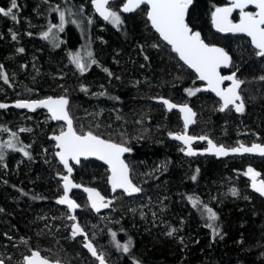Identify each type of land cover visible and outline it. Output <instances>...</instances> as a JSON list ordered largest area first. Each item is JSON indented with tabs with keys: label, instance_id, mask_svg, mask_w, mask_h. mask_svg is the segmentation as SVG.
I'll list each match as a JSON object with an SVG mask.
<instances>
[{
	"label": "trees",
	"instance_id": "16d2710c",
	"mask_svg": "<svg viewBox=\"0 0 264 264\" xmlns=\"http://www.w3.org/2000/svg\"><path fill=\"white\" fill-rule=\"evenodd\" d=\"M80 1L16 0L17 8L13 10L16 19L0 15V72L8 68L11 70L13 62L22 67V57H30L31 61L24 65L23 73L18 76L23 83H20V87H13L14 91L11 92L17 98H35L44 94L55 96L54 91L46 88L49 79L54 77V81H61L67 88L68 108L72 115L79 119L83 113H89L82 117L84 126L78 127L76 118L74 129L91 132L107 141L116 143L119 140L115 133L126 131L127 126L125 129L119 127L124 120L134 124L133 116L141 117L142 124L133 126V135L136 133L138 136L129 143L130 151L125 161L130 170L145 172L156 169L158 164L160 170L153 174L159 180L154 179L145 185L143 192L141 190L135 199H139L142 193L152 194L153 197L168 194L172 199L169 202L171 208L170 212L161 214L166 227L147 231L140 223L132 221L134 218L123 217L126 205L133 198L126 199L120 195L115 213L121 217V223L105 226L103 233L106 238L92 242L104 252L107 258L105 264H264V201L261 198L246 191L248 201L241 207L233 204L232 200H227L220 207H209L216 214L215 220H210L207 210L203 209L206 185L210 186L212 181L226 174L236 176L239 183L245 184L244 173L249 168L264 176V158L243 156L216 160L213 157H197L187 159L190 167L186 171L181 165L185 156L168 138L180 127L178 114L166 113L159 104L152 105L151 102L157 98L174 103L187 101L196 113L192 134L214 136L216 143L228 147L236 138L234 121L237 115L229 110L223 113L216 111L213 106L218 101L211 94L197 91L201 83L147 24L146 6L126 16L119 13V24L111 20L103 24L96 15L88 21L89 6H83ZM122 2L117 0L108 7L117 9ZM224 3V0H193L186 22L201 34L207 44L218 45L231 56L232 61L225 72H234L242 82L240 92L247 102L242 120L249 130L255 132L258 141L264 143V79H261L264 77V57H258L245 38L219 36L213 31L211 13ZM7 6H11V0H0V7L7 9ZM55 6L76 12L78 29L81 28L83 32L79 38L75 30L76 19H70L61 33L63 43L60 49L46 53L34 34L39 31L43 19L49 16L48 9ZM38 14H44V18ZM26 24L36 28L29 32ZM11 25L16 27L13 32ZM24 32H28V37L24 36ZM83 40L91 52L90 69L78 78L64 71L55 72L53 62H64L63 52L73 51ZM12 48H15L18 57H10ZM28 70L34 71L38 77H24ZM41 71L46 77L41 75ZM48 72L54 73V76H48ZM144 81L150 84H144ZM81 88L88 89L87 96L80 94L83 91ZM98 88V93L90 96ZM188 90H192L194 95L189 96ZM106 110L114 112L115 116L111 113L109 118L104 119L102 113ZM14 112L10 106L0 108L3 127H12L14 121L10 118ZM98 118L101 121H96ZM98 123L99 129L96 128ZM224 123L226 133L221 135L220 129ZM29 124L26 130L35 143L43 146L51 144L48 131L51 123L46 128L35 122ZM22 133L19 139H22ZM28 150L32 156L37 154L36 144H31ZM13 154L12 151H5L0 161V256L5 258L4 264H11L6 254L17 257L15 262L21 264V256L34 249L48 251L50 259L65 264H87L92 261L89 251L87 253L80 248L78 239H62L55 248L51 247L40 218H47L53 207L63 210L56 201L61 194V189L57 187L59 179L56 177L54 181L52 173L43 164L34 161H31L28 169L19 165L12 171ZM72 177L80 185L97 188L99 182L107 180V173L103 166L88 161L73 167ZM179 192L181 196L194 193V203L190 204L185 198L182 205L177 203L176 194ZM181 220L183 223H179ZM82 228L86 234L89 233L87 235L92 234L85 226ZM169 232H172L171 236ZM20 239L26 241L20 243ZM11 240L17 241L15 247ZM111 241L112 245H105ZM124 245H128L127 252L123 250Z\"/></svg>",
	"mask_w": 264,
	"mask_h": 264
},
{
	"label": "rangeland",
	"instance_id": "374dc122",
	"mask_svg": "<svg viewBox=\"0 0 264 264\" xmlns=\"http://www.w3.org/2000/svg\"><path fill=\"white\" fill-rule=\"evenodd\" d=\"M80 3L84 6L87 5L89 7H87L88 10V14H87V19L89 21V18H91L94 15V12L91 8V0H81ZM58 7V8H57ZM55 6L52 7L50 9H48L47 12V19H43V23L39 26V31L35 32L34 37L37 39V42L40 43V46L43 45V48L45 49L46 53H50V52H54L58 49H60V46L63 43V39L61 38V33L62 31L66 28L67 23L74 20L77 27H75L76 29V33L79 35V38L81 36V33L83 32L80 29H78V22H77V14L76 12L64 8L61 9L59 6ZM8 8V6H7ZM85 8V7H84ZM121 4L120 6H118V8L116 9L113 6H110L109 9L111 11H115L117 13V15H119V13H121ZM215 8V7H214ZM60 12L64 13V24H63V29H60ZM35 13V12H34ZM122 15V13H121ZM39 17L44 18V14H38ZM6 17V16H4ZM46 17V16H45ZM8 19H11V16H7ZM145 18H146V11H145ZM12 20V19H11ZM101 21V20H100ZM147 21V20H146ZM102 22V21H101ZM109 22H102L103 24ZM147 24L149 25L148 21ZM27 25V24H26ZM26 30H29V32H31V29L36 28L35 27H31L29 24L27 26H25ZM51 28V31H49V29ZM11 32L15 31L16 27L11 25ZM45 32H48V36L47 38L43 37V34ZM25 33V37L28 34V32H24ZM40 35V36H39ZM35 39V40H36ZM85 40V39H84ZM83 40V42L81 43L80 46H75L73 48V51H69V52H63V56H65V60L64 62L61 60H57L56 62H53V66H54V70L55 72L57 71V73H63L66 72L67 75L70 76H75L76 78L81 77V75H84L91 67V62L90 61V57L89 53L90 52V48L87 46L86 42ZM12 54H10V57H18V53L14 52L15 48H12ZM41 52V51H40ZM43 52V51H42ZM76 54H79V58L82 64L85 65V70L83 72H81L78 67L76 66L75 63H73L72 61V57ZM22 57V56H21ZM23 60V64L22 67L20 66V64L18 65L15 62H10L12 63L11 65V70L8 68L5 71H3V75L7 76L8 82L5 83L3 76H0V104H5L7 106H10L15 112L11 115V118L14 123L12 124L11 128H7V127H3L2 123L0 122V154H2L4 156L5 151H12L15 154L12 155L13 157V162H14V166H13V170L15 171L17 169V167L19 165H22L23 167H25L26 169L30 168L29 166L32 165L31 161L34 162H39L40 164H43L45 166L46 169H48L51 173H52V177L53 180L56 181V177L59 179L57 187H59L61 189V194L60 196H58L57 200L61 198V195L63 194L62 192V188H61V182L62 179L61 177H63L64 172L62 170V168L60 167V165L58 164V162L55 159V153H56V149L54 147V143L52 141L50 145L48 146H43L40 144L35 143V140L33 139L32 135L29 133L28 130V126H30V122H35L37 124L40 125H44V128H46V125L48 123H51V119L49 118V116L46 114L45 111L43 110H29L27 108H18L15 107V105L18 102H34L36 100H40L46 97H49L48 95L44 94L41 96H37L35 98H31L29 96L23 97V98H17L16 94L11 92L14 91L12 88L13 87H20V83H23V80L18 78V76H20L23 71H24V65L27 64L28 62H30V57L27 56H23L22 57ZM41 75H44L46 77V74L44 73V71L40 72ZM54 73H50L48 72V76L53 77ZM38 77L37 74H35L34 71L28 70V72H25L24 77ZM54 78V77H53ZM53 78L49 79L48 82V86H46L47 89H51L52 91H54L53 93H56L57 95L55 96H51V97H63L65 99H67V92H66V87L63 86L64 83H60L59 81H54ZM139 83H142V81H140ZM144 84H150V83H146L145 81L143 82ZM83 86V85H82ZM134 86H137V84L134 83ZM200 87V86H199ZM199 87L197 89H199ZM81 93L85 96H87V88H81ZM98 89L94 90L92 92L91 95H96L98 93ZM242 94V93H241ZM89 95V94H88ZM160 98H157L156 101L154 102V100L151 102L152 105L155 104H159L160 107H162L163 111L165 112L163 106L159 103ZM242 102L244 105V110L242 112H240L239 114H237L235 111H233L232 109H229V111L234 112L237 117H236V121H234L235 123V140L234 143L230 144V146H226L224 144L221 143H216L215 141V137L214 136H209L208 137L215 142V144L217 146H222V147H226V148H234V147H238L241 144L246 145V146H250L252 144H264L262 142H259L258 140V136L255 135V132L253 133L251 130L248 129V125L245 124L242 120V117L245 115V109H246V100L244 99V96L242 94ZM182 104H187V101H184ZM214 109L218 112L220 111L221 108V104L218 102L216 105L213 106ZM68 111L70 112V108H68ZM35 113V114H33ZM111 111L106 110L105 113L103 114L104 119L109 118L111 115ZM223 113V112H221ZM89 114V113H88ZM86 113H83V116H78L76 117V115H72V113L70 112L71 118L73 119V122H76V118H77V126L81 127L83 124V120L82 117L84 118L85 115H88ZM112 114L115 113L113 112ZM3 118V117H2ZM7 119V120H10ZM4 120L6 121V119L4 118ZM96 121H101L100 118H98V120L96 119ZM142 119L141 117H139L138 115H134L133 116V121L134 124L130 123L131 121H127L124 120V124H121V129H125L126 126V131H124V133L122 132H117L115 134H117L116 136L119 138V140L117 139L116 143L120 144L126 148H128V145L131 141H135L137 138V134L134 133L133 135V126L138 125L140 126L142 124ZM180 122V120H179ZM99 126H96L97 129H99L98 127H100V124L98 123ZM225 127V123L221 125V135H224L226 133V130L224 129ZM4 129H6L7 131H5ZM21 129H25V131H21ZM64 130V126H62L61 124H53L51 123V127L49 128V133L50 135H55V134H59ZM148 131V129H147ZM22 133L21 138L19 139V135L20 133ZM75 132L79 135H83V134H87L86 132H82L78 129L75 128ZM183 132V126L180 122V127L177 130V132H175V134L178 133H182ZM13 133L16 134L15 137H13ZM191 135H194L191 133ZM172 135H168V138L171 139ZM233 139V138H232ZM244 140H249V142H245ZM11 141L12 144L15 146V149H23V151H18V150H14L13 148H9L8 142ZM36 144V152L34 156H32L29 152V147L31 144ZM177 145V144H176ZM178 149L177 151H179L182 156L184 157L183 153H184V148L180 147L179 145H177ZM205 146L203 145L201 148H204ZM27 152L28 155L25 156L24 152ZM188 158L184 157V160H182V167L186 169H189L190 167V163L189 161H187ZM1 161V160H0ZM248 163V161H247ZM2 167V165H0ZM0 167V169H1ZM130 170V169H129ZM160 170V165L158 164L156 169L153 170H148L145 172H140L141 170L137 169V170H130V176L132 179V182L136 185H138L140 187V189L143 192V187L147 184H150L152 180L154 179H158L159 177H154V173L158 172ZM248 170V169H247ZM247 170L244 173V178L247 175ZM256 172V171H255ZM107 173V172H106ZM258 177L264 181V176H262L260 173L258 175ZM106 181H102L99 182V186L96 188L100 191V193L105 196L110 198V209L107 212L101 213L99 215H97L96 218H94L93 213L91 212V210L88 208V205L86 203L85 197L81 194H75L74 200L75 202L78 204L79 206V211L72 217H75V219H69V217L71 215H69L68 211L64 208L63 210H59L56 207H53L51 214L47 215V218H40L41 220V227L42 229H44V231L47 233V237L49 238V241L51 243V247L55 248L62 239H68L69 241H73L74 239H78L79 240V246L81 249H84V251H86L88 253V249L84 247V244L90 243L92 244V242L97 241V239H103L106 238V235L103 233L105 232V226H113V225H119L121 223V217L117 216V214L115 213V211H117V205H119V200H120V195L118 194L116 196H111L109 189L106 185ZM157 185V184H156ZM95 188V187H94ZM207 189L204 190L203 194H204V204L203 206L205 208V211L207 209H209V207H220L221 205H223L224 202H226L227 200H232L233 204L238 205L241 207V205L243 206V204H246L248 201V197H247V193L246 191L248 190V182L245 179V184H241L238 181V178L230 176V175H222L219 176L216 180L212 181L211 185L208 186L206 185ZM235 189L236 190V195H232V190ZM177 199L176 202L181 204L184 202V198L185 200H189L190 204L194 203L193 201V197H195L194 193H189V194H185L184 196H181L182 193H177L176 194ZM123 196V195H122ZM191 198V199H190ZM56 200V201H57ZM172 201L171 198H169L168 194H165L163 196H159V197H153L152 194H145L142 193V195L140 196V198L135 199L133 198L131 200V202L129 204L126 205L125 207V212L123 213V217H127L129 216L130 218H134V220L132 221H136L137 223H140V226L144 228V230H151L153 228H162V227H166V222L165 220L162 218L161 214L164 212H170V208L169 207V202ZM201 201V199H199V202ZM61 205V204H60ZM62 206V205H61ZM182 207V206H181ZM179 223H183V221H179ZM78 225L80 227V229L83 232V235L81 234H77L74 238L72 235V226L73 225ZM82 226H85L86 228L89 229V231L92 233L90 235H87L89 233L86 234V232L84 231V229L82 228ZM64 234V236L62 237V235ZM12 241V240H11ZM26 240H22L20 239V243L24 242ZM112 242H106V246H109V244L112 245ZM12 245L13 247H15L17 245V241L13 240L12 241ZM92 246L96 249L97 253H102L104 256V260L105 263L107 262V258L104 255V252H102V250L100 248L97 247V245L92 244ZM50 249V248H48ZM39 250L44 257H46L47 259L51 260V261H57V260H52L50 259V254L48 251H43L42 249H37ZM30 252H28L29 255ZM90 254V258H92V261H89V263L87 264H99V261L92 256V254L89 252ZM87 254V256L89 255ZM11 264H17L15 261V258L17 257H12L8 254H6L5 256ZM22 258L23 256H21L20 258V262L22 264ZM4 257L0 256V261L2 262V264H4ZM61 262V261H58ZM62 263V262H61ZM65 264V263H64Z\"/></svg>",
	"mask_w": 264,
	"mask_h": 264
},
{
	"label": "snow or ice",
	"instance_id": "6c2138e0",
	"mask_svg": "<svg viewBox=\"0 0 264 264\" xmlns=\"http://www.w3.org/2000/svg\"><path fill=\"white\" fill-rule=\"evenodd\" d=\"M110 0H92V4L95 11L99 13L104 20H111L114 24L120 23V16L115 11H111L107 8ZM193 0H127L123 4L122 11L130 12L141 5L148 6L147 18L151 22L152 28L159 34V36L171 46L172 52L176 53L181 61L189 68L193 69L198 76V79L207 83V89L215 92L217 96L223 101V105L220 111H224L229 105H234L237 112L244 110L243 103H236L240 101L241 97L237 91L240 87L241 82L236 80L233 76H222L218 69L223 66H228L229 56L222 49L215 46L206 44L202 39L199 32H193L189 26L185 23V14L191 5ZM231 7L220 8L217 7L212 13V23L218 32H233V33H244L251 38V43L255 49L258 50L257 55L264 57V0H230ZM254 6L258 11L255 13L246 12L245 9L249 6ZM17 8L16 0H11V6L7 9L0 8V15L11 16L12 19H16L14 15V9ZM239 10L240 20L239 23H233L229 17L234 10ZM64 24V13L60 12V29H63ZM51 31V28L49 29ZM48 32L43 34L44 38H47ZM15 39V36H13ZM18 51H23L19 49ZM91 56V53H89ZM73 63L76 64L78 69L83 72L85 65L81 63L79 54L72 57ZM95 63V61H93ZM107 71V70H105ZM0 76H3L4 82L7 83V76H4L0 72ZM264 79V77H261ZM225 80H231L232 84L226 89H222L220 85ZM199 91V89H197ZM188 95H194L192 90H188ZM168 110L176 108L177 105L171 103L167 99L160 98ZM68 101L64 98L53 99L48 98L36 102H18L15 107L27 108L34 110L35 108H47L51 113L53 120H63L67 123V131H62L60 135L54 136L53 139L56 141V148L59 151L56 152V156L59 158L61 164H63L65 170L69 175L61 177L63 180L64 195L62 198L57 200L58 204L67 205L69 210L78 207L68 197L70 188L79 187V185L73 184L69 179L72 173V168L69 167V160L76 161L79 163L81 156L87 158L94 156L96 159L103 161L109 166L112 175L109 177V182L112 185L113 191L117 188H121L128 194L139 192L140 189L135 187L129 179L128 166L121 159L122 154L130 151L128 148L116 144L107 140H104L91 132L83 135H78L72 125V120L66 111V105ZM7 105L0 104V108H5ZM179 111L184 113L185 129L192 121L194 113L187 105L179 107ZM7 131L6 129H4ZM25 131V129H21ZM16 136L15 133L12 134ZM171 135V134H170ZM173 139L182 141L186 146L190 145L194 138L186 135H175ZM199 139L204 140L205 137ZM9 148L14 150L23 151V149H15V146L11 141L7 145ZM208 151L214 153L217 156L227 155L229 151L233 153H251L259 152L260 155L264 156V147L258 144H253L251 147H245L241 144L238 148L226 150L223 147H217L211 140H208ZM191 147L188 148L186 155H194ZM24 155L28 153L25 151ZM3 159V155L0 154V160ZM247 175L252 180V187L262 196H264V181L257 184L256 177L259 173L249 168ZM195 179V177H193ZM89 194V200L91 201V207L99 210L101 207H108V203L104 202V198L99 192L94 189H85ZM232 195H236V190H232ZM191 199V198H190ZM110 203V201H109ZM210 220L216 219V214L209 208L207 209ZM69 219H75L70 216ZM211 227V225H209ZM175 231V230H173ZM215 233V229H214ZM83 235L82 230L78 225L72 226L73 238L77 235ZM169 236L172 232L168 233ZM113 237L115 234L113 233ZM130 243V242H129ZM84 247L94 256L99 264H105L104 256L102 253H97L96 249L90 243H85ZM117 247H120L117 245ZM124 252L128 251V245L123 246ZM2 264V262H0ZM26 264H49L46 259H42L39 252H32L31 257L26 258Z\"/></svg>",
	"mask_w": 264,
	"mask_h": 264
},
{
	"label": "water",
	"instance_id": "95a60500",
	"mask_svg": "<svg viewBox=\"0 0 264 264\" xmlns=\"http://www.w3.org/2000/svg\"><path fill=\"white\" fill-rule=\"evenodd\" d=\"M115 1H116V0H110L109 4H110V3H113V2H115ZM225 1H227V2L229 3L228 7H231V2H230V0H225ZM126 2H127V0H123V4L126 3ZM192 3H193V2H192ZM109 4H108V5H109ZM123 4L121 5V9H122V7H123ZM108 5H107V8H108ZM142 6H146V7H147V11H146V20L148 21L151 30L157 35V37L159 38V40H160L162 43H164L165 45H167V46L170 48V50H171V46L168 45V44H167V43H166V42H165V41L159 36V34H158V33L152 28V26H151V22H150V21L148 20V18H147L148 6H147V5H141L140 8H141ZM191 6H192V4L189 5V8H188V10H187V12H186V14H185V23H186V24H187V22H186L187 14H188V12H189ZM0 8H2V7H0ZM91 8H92L94 14H95V15H96V16H97L102 22H106V20H104L103 17H101V16L99 15V13H97V12L95 11V8H94V6H93V4H92V1H91ZM108 9H109V8H108ZM138 9H139V8L135 9L134 11H130V12H123V11L121 10V13H122L123 15L126 16V15H129V14H132V13L136 12ZM215 10H216V9H214V11H215ZM249 10H253L254 13L258 11V10H257L254 6H252V5H249V6L245 9L246 12L249 11ZM214 11H213V12H214ZM213 12H212V13H213ZM233 12H235V13H239V10L237 9V10H234ZM233 12H232V13H233ZM229 18H230V17H229ZM234 23H239V21H238V22H234ZM187 25H188V24H187ZM211 25H212V28H213V30L215 31V33H217V34H219V35H223V36H238V37H243V38H245V39L249 42L250 47H251L253 50H256V51L258 52V50L255 49L254 46L252 45V43H251V38L248 37L246 34H244V33H233V32H218V31L216 30V28L213 26V23H212V15H211ZM188 26H189V25H188ZM189 28H190L193 32H198V31L193 30L190 26H189ZM200 35H201V34H200ZM201 39H202V36H201ZM202 40H203V39H202ZM203 41H204V40H203ZM204 42H205V41H204ZM205 43H206V42H205ZM206 44H207V43H206ZM208 45H210V44H208ZM210 46H215V47H218V48H222V47H220V46H218V45H210ZM222 49H223V48H222ZM223 50H224V49H223ZM224 51H225V50H224ZM171 52H172V50H171ZM225 52H226V51H225ZM172 53L175 55L176 59H177V60H178V61H179V62H180V63H181L186 69H188L189 71H191V72L195 75L196 79L202 84V85L200 86V88H199V91L202 92V93L211 94V95H212V96H213V97H214V98H215V99L221 104V107H222V105H223V101L220 99V97L217 96L216 93H215V92H212L211 90H205V89H207V83H206L205 81H202V80L198 79L197 73H196L193 69H191V68H189L187 65H185V64L183 63V61H181V60L179 59V57H178V55H177L176 53H174V52H172ZM226 53H227V52H226ZM227 54H228V53H227ZM228 56H229V64H228V66L225 67V66L222 65V66L218 69V71H219L220 75H222V76H233V75H234V78L236 79L234 73H230V72H229V73H223V71H227V70L229 69V66H230V63H231V57H230L229 54H228ZM260 57H261V56H260ZM236 80H237V79H236ZM238 81H240V80H238ZM240 82H241V81H240ZM231 84H232V81H231V80H225V81L220 85V87H221L222 89H226V88L230 87ZM241 86H242V82H241V84H240V87L237 89L239 95H240V89H241ZM240 97H241V95H240ZM48 98L59 99V98H63V97H51V96H49V97H46V98H43V99H40V100H45V99H48ZM64 99H65V98H64ZM163 99H165V98H163ZM40 100H36V101H40ZM66 100H67V99H66ZM167 100H168V99H167ZM36 101H34V102H36ZM168 101H170V100H168ZM170 102L173 103V104H175V105H177V107H176V108H173V109H171V110H168V108H167L163 103H161V102H159V103L163 106V108H164V110H165L166 113L175 112V113L178 114V116H179V120H180V122H181V124H182V126H183V132H182V133H178V134H174V135H172V136H171V140H173L177 145H180V146L184 147V149H185L184 155H185L187 158H196V157H198V156H201V157H213V158H215L216 160H223V159H226V158H228V157H243V156L264 158V156L260 155L258 151H257V152H251V153H244V152H241V153H233V152L229 151L227 155H220V156H217V155H215L214 153H210V152L208 151V140H211L210 138L205 137V136H201V137H205V138H206V139H204V140H201V139H199L200 137H196V136H191V135H190V130L193 128V126L195 125V121H196V113H195V111H194V110H193L188 104L174 103V102H172V101H170ZM236 103H243V102H242V99H241L240 101H236ZM185 105H187V107L190 108L191 111L194 113V115L192 116V121H193V122H191V123L188 124L187 129H185L184 113H181V112L179 111V107H182V106H185ZM40 109H42L43 111L46 112V114H47V115L49 116V118L51 119V123H53V124H61L62 126H64V130H63V131H65V132L67 131V123H66L65 121H63V120H53V119L51 118V113H49V111L47 110V108H35L34 110L36 111V110H40ZM228 109H232V110L235 111L237 114L240 113V112H237V111L235 110V106H234V105H229L227 108L224 109V111H221V112H225V111L228 110ZM66 111H67V113H68V115H69V118L72 120V125H73V129H74V122H73V119L71 118V116H70V114H69V112H68V103H67V105H66ZM74 131H75V129H74ZM60 134H61V133L50 136V141H52V142L54 143V147H55V149H56V152L59 151V149L56 148V141L53 139V137H54V136H58V135H60ZM78 135H79V134H78ZM175 135H186V136H188V137H192V138H194V139L192 140V142H191L190 145L186 146L182 141H180V140H176V139H173V136H175ZM211 141H212V140H211ZM110 142H111V141H110ZM212 142H213V144H215L214 141H212ZM113 143H114V142H113ZM200 143H204V144L206 145L205 148H202V149H195L194 146H195L196 144H200ZM116 144H117V143H116ZM215 145H216V144H215ZM252 145H253V144H252ZM252 145H250V146H246V145H244V146H245V147H251ZM258 145H261L262 147H264V144H258ZM216 146H217V145H216ZM189 147H191L192 151L195 153L194 155H186V152L188 151V148H189ZM217 147H222V146H217ZM238 147H239V146H238ZM238 147H234V148H238ZM223 148H225L226 150H231V149H233V148H226V147H223ZM126 154H127V152H125L124 154H122L121 159H122V160L124 161V163L128 166V164H127L126 161H125ZM55 159L57 160L58 164H59V165L62 167V169H63V172H64V175H63V176L69 175L68 172L65 170L63 164L60 163L59 158L56 156V153H55ZM87 161H94V162H97L98 164H100L101 166H103V167L107 170V174H108V176H107V182H106V183H107V187H108V189H109L110 195H111L112 197H113V196H116L117 194H122L126 199H131V198H135V197H137V196H139V195L141 194V189H140V187L132 182V179H131V176H130L129 166H128V175H129V179H130V181L132 182V184H133L135 187H137V188L140 189L139 192L132 193V194H128V193L124 192V190L121 189V188H117L115 191H113V189H112V185H111V183L109 182V177L112 175L111 170L109 169V166H108L107 164H105L103 161L96 159L94 156H89V157H87V158L81 156V157L79 158V163H77L76 161L69 160V167L72 168V166H78V165L80 164V162H87ZM245 178H246V180H247V182H248V190H249V192H251L252 194L258 196L259 198H261V199L264 201V196H262L259 192H257L255 189H253V187H252V180H251L250 176H249V175H246ZM69 179L72 181L73 184L79 185V187L70 188V190H69V192H68V197H69V199H71L74 203H75V201L72 199L71 195H72L74 192H79V193H81V194H83V195L85 196V199H86V202H87L88 208L91 210V212H92L94 215H99V214H101V213L107 212V211L110 209L109 198L103 196V195H102V194H101L96 188H94V187H89V186H84V185H80V184H78V183L73 182V180H72V173H71V175L69 176ZM256 181H257V184H259V182H261V181H263V180H261V179L257 176V177H256ZM63 183H64V182H63V180H62V182H61V187H62V190H63V194L61 195V198H62L63 195H64ZM88 188H90V189H94L95 191L99 192L100 195L104 198V202H105V203H108V207H101L99 210L93 209V208L91 207V201L89 200V194H88V192L85 191V189H88ZM75 204H76V203H75ZM61 205H62V204H61ZM62 207H64V208L68 211L69 215H71V216H74V215L77 213V211H78V207H76L75 209H72V210H69V208L67 207V205H62ZM32 252H39V251L36 250V249L30 251L29 255H25V256L22 258V264H26V258L31 257ZM39 254H40L41 258H42V259H46V260L49 262V264H64V263H61V262H58V261H51V260L47 259L46 257H44L40 252H39ZM0 262H1V261H0Z\"/></svg>",
	"mask_w": 264,
	"mask_h": 264
},
{
	"label": "flooded vegetation",
	"instance_id": "af4514ba",
	"mask_svg": "<svg viewBox=\"0 0 264 264\" xmlns=\"http://www.w3.org/2000/svg\"><path fill=\"white\" fill-rule=\"evenodd\" d=\"M92 1V0H91ZM117 1V0H116ZM123 1V0H122ZM224 4L222 5V6H218V7H220V8H224V7H228V5H229V3L227 2V1H225L224 0ZM122 4H123V2H122ZM121 4V5H122ZM247 12H252V13H254V11L253 10H249V11H247ZM95 15V14H94ZM211 15H212V13H211ZM229 19H231L232 20V22L234 23V22H238L239 20H240V13H235V12H233L232 14H231V16H230V18ZM212 26V25H211ZM213 29V28H212ZM214 31V30H213ZM215 32V31H214ZM217 34V33H216ZM217 35H219V34H217ZM219 36H223V35H219ZM232 37H238V36H232ZM250 46V45H249ZM252 49V48H251ZM253 50V49H252ZM256 53H257V51L256 50H254ZM258 57H260L259 55H257ZM231 57V56H230ZM262 58V57H261ZM231 61H232V59H231ZM223 73H229V72H225V71H223ZM230 73H234V72H230ZM235 74V73H234ZM235 77H236V75H235ZM237 79V78H236ZM238 80V79H237ZM202 85V84H201ZM200 85V86H201ZM200 88V87H199ZM240 91H241V89H240ZM240 95H241V99H242V94H241V92H240ZM229 110V109H228ZM195 123H196V121H195ZM195 126V125H194ZM194 126H193V128H194ZM192 128V129H193ZM192 129L190 130V135H191V133H192ZM175 134V133H174ZM173 134V135H174ZM191 136H196V135H191ZM201 136H205V135H198V136H196V137H201ZM205 137H208V136H205ZM209 138V137H208ZM174 142V141H173ZM175 143V142H174ZM215 143V142H214ZM176 144V143H175ZM206 146L204 143H200V144H196L195 146H194V148L195 149H202L201 147L202 146ZM180 146V145H179ZM180 147H182V146H180ZM184 148V147H183ZM205 148V147H204ZM184 152H185V149H184ZM183 155H184V153H183ZM185 156V155H184ZM186 157V156H185ZM198 157H201V156H198ZM187 158V157H186ZM197 158V157H196ZM188 159H193V158H188ZM57 161V160H56ZM88 162V161H87ZM94 162V161H93ZM81 163V162H80ZM97 163V162H96ZM80 165V164H79ZM78 165V166H79ZM100 165V164H99ZM78 166H72V173H73V167H78ZM61 167V166H60ZM62 168V167H61ZM63 170V169H62ZM106 172H107V170H106ZM107 176H108V174H107ZM72 180H73V177H72ZM73 182H74V180H73ZM76 183V182H75ZM79 184V183H78ZM106 185H107V183H106ZM84 186H86V185H84ZM89 187H91V186H89ZM62 188V187H61ZM98 190V189H97ZM99 191V190H98ZM62 192H63V190H62ZM100 192V191H99ZM75 194H81V193H79V192H74L72 195H71V197H72V199L74 200V195ZM81 195H83V194H81ZM118 195V194H117ZM122 195V194H121ZM84 196V195H83ZM85 197V196H84ZM124 197V196H123ZM108 198V197H107ZM86 200V199H85ZM75 201V200H74ZM109 201H110V198H109ZM76 203V202H75ZM87 203V202H86ZM77 204V203H76ZM78 205V204H77ZM109 205H110V203H109ZM78 211H79V206H78ZM77 211V212H78ZM94 215V214H93ZM95 216H97V215H95Z\"/></svg>",
	"mask_w": 264,
	"mask_h": 264
},
{
	"label": "bare ground",
	"instance_id": "6f19581e",
	"mask_svg": "<svg viewBox=\"0 0 264 264\" xmlns=\"http://www.w3.org/2000/svg\"><path fill=\"white\" fill-rule=\"evenodd\" d=\"M40 36V35H39Z\"/></svg>",
	"mask_w": 264,
	"mask_h": 264
}]
</instances>
